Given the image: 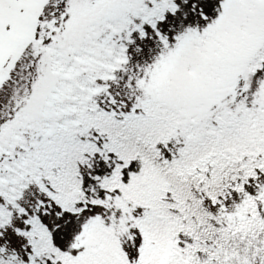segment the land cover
<instances>
[{
	"label": "snow or ice",
	"instance_id": "1",
	"mask_svg": "<svg viewBox=\"0 0 264 264\" xmlns=\"http://www.w3.org/2000/svg\"><path fill=\"white\" fill-rule=\"evenodd\" d=\"M0 264H264V0H0Z\"/></svg>",
	"mask_w": 264,
	"mask_h": 264
}]
</instances>
